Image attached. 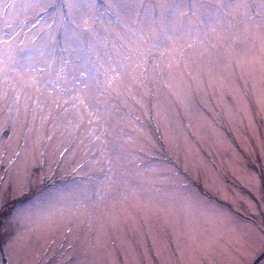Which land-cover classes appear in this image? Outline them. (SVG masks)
Listing matches in <instances>:
<instances>
[{"label":"rangeland","instance_id":"rangeland-1","mask_svg":"<svg viewBox=\"0 0 264 264\" xmlns=\"http://www.w3.org/2000/svg\"><path fill=\"white\" fill-rule=\"evenodd\" d=\"M0 264H264V0H0Z\"/></svg>","mask_w":264,"mask_h":264}]
</instances>
